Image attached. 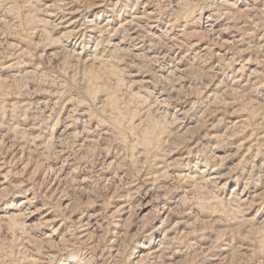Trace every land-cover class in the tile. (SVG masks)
<instances>
[{"label":"rangeland","instance_id":"374dc122","mask_svg":"<svg viewBox=\"0 0 264 264\" xmlns=\"http://www.w3.org/2000/svg\"><path fill=\"white\" fill-rule=\"evenodd\" d=\"M67 263L264 264V0H0V264Z\"/></svg>","mask_w":264,"mask_h":264},{"label":"bare ground","instance_id":"6f19581e","mask_svg":"<svg viewBox=\"0 0 264 264\" xmlns=\"http://www.w3.org/2000/svg\"><path fill=\"white\" fill-rule=\"evenodd\" d=\"M146 1V0H145ZM56 2V1H55ZM54 2V3H55ZM242 3V2H241ZM51 5H53V4H51ZM248 5V4H247ZM50 7H52V6H48L47 8H50ZM59 7V6H58ZM245 7V6H244ZM255 8V7H254ZM52 9V8H51ZM252 7H251V5H250V7L248 6V7H246L245 9H244V11L245 12H252ZM49 11V10H48ZM243 11V12H244ZM77 13H79V11H73V10H71L70 9V7H66L65 5H64V3H62V4H60V7H59V12H58V14H61V16H60V19H59V21H58V24H54V27H61V28H65L64 30H65V32H63L62 33V36L63 35H67V34H72V27H73V25L74 24H76L77 23V19H71V21H69L68 23H67V21H68V19H70L71 17H74L73 15H75V14H77ZM57 13H54L52 10L48 13V14H46V15H48V16H52V17H54V16H57L58 15ZM249 14V13H248ZM71 16V17H70ZM209 21V20H208ZM63 23H67V24H65V25H63ZM76 27H77V25H76ZM212 28V27H211ZM225 28V27H224ZM136 30V29H135ZM134 30V31H135ZM215 30H217V29H215ZM132 33V32H131ZM212 33V32H211ZM215 33V32H214ZM220 33H221V31H220ZM223 35V34H222ZM226 40H224V42H225ZM122 42V41H121ZM130 42V41H129ZM223 42V41H222ZM226 42H229V41H226ZM152 44V43H151ZM123 46V45H122ZM130 46V45H129ZM133 47V46H132ZM122 48V47H121ZM131 48V47H130ZM139 48V47H138ZM124 50V49H123ZM155 52V51H154ZM160 55V54H159ZM149 58V57H148ZM172 60V59H171ZM158 61V60H157ZM183 61V60H182ZM181 61V62H182ZM176 64V63H175ZM186 71V70H185ZM171 73V72H170ZM164 96V95H163ZM76 112V111H75ZM86 113V112H85ZM184 158V157H183ZM186 158V157H185ZM175 173V172H174ZM217 175V174H216ZM221 175V174H220ZM208 178V177H207ZM212 178V177H211ZM213 179V178H212ZM220 181V180H219ZM205 182V181H204ZM5 188H6V186H4ZM5 191V190H4ZM23 203L24 202H29V200L28 199H26V200H24V201H22ZM26 208V207H25ZM165 208V207H164ZM22 209V208H21ZM42 210V209H41ZM38 211V210H37ZM28 213V212H27ZM115 215V214H114ZM41 218H47V216H46V214H44ZM59 219L57 218V217H54L53 219H46V220H44V221H41V223L42 224H47V223H50V224H53L54 222H56V221H58ZM65 220V219H64ZM79 221H82V222H84L85 221V216H81L80 218H79ZM96 224L99 226V224L96 222ZM65 225V222L64 221H62L60 224H59V227L58 228H54V230H53V233H51V234H49L48 236L49 237H51V238H55V235L57 234V231L60 229V228H63V226ZM85 226H87V228L88 229H93V225H91V222L89 221V219L85 222V224H84ZM158 229V228H157ZM73 230V229H72ZM122 234V233H121ZM64 235V237L62 238V239H64L65 238V235H67V234H63ZM85 235V234H84ZM83 235V237H85L86 235H88V234H86L85 236ZM92 235V234H91ZM47 236V237H48ZM57 236V235H56ZM169 237V236H168ZM164 242V241H163ZM144 249V248H143ZM149 250V249H148ZM158 251V250H157ZM150 253H151V251H150ZM145 255V254H144ZM160 255V254H159ZM143 258V257H142ZM159 258V257H158ZM168 258V257H167ZM68 264V263H67Z\"/></svg>","mask_w":264,"mask_h":264}]
</instances>
